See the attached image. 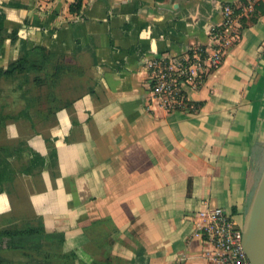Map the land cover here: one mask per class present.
I'll return each instance as SVG.
<instances>
[{"label": "crops", "instance_id": "obj_1", "mask_svg": "<svg viewBox=\"0 0 264 264\" xmlns=\"http://www.w3.org/2000/svg\"><path fill=\"white\" fill-rule=\"evenodd\" d=\"M72 1L0 0V68L23 41L64 67L57 101L0 78V201L14 193L64 232L65 251L108 220L116 264H221L194 214L208 202L240 224L264 167V0H83L78 13ZM221 6L236 30L221 66L186 89L188 106L166 109L146 61L209 51ZM88 262L82 252L75 263Z\"/></svg>", "mask_w": 264, "mask_h": 264}, {"label": "trees", "instance_id": "obj_2", "mask_svg": "<svg viewBox=\"0 0 264 264\" xmlns=\"http://www.w3.org/2000/svg\"><path fill=\"white\" fill-rule=\"evenodd\" d=\"M83 6V0H73L70 11L78 13ZM3 12H0V45L2 43ZM15 32L11 35L15 37ZM54 54L42 46L27 47L23 41L22 54L19 59L8 64L6 69L0 68L2 76H21L20 87L25 86L23 96L30 92L31 87L45 86L43 97L57 101V94L51 90L62 76L63 65L53 61ZM73 70L71 72L73 76ZM30 89V90H29ZM29 90V91H28ZM35 96H31L34 99ZM188 106V101L186 100ZM26 111L29 108L25 109ZM29 112V111H28ZM35 154V153H34ZM7 161L0 154V192L3 191V180L9 178ZM104 228H98L99 225ZM89 243L81 250H64V232L59 230L47 231L39 216L25 219L21 224L9 221L0 227V264H75L82 252L89 255L87 264H116L118 258L110 248L113 244L114 232L108 220L92 223L87 229ZM11 251L19 255L16 261L2 254ZM82 251V252H81Z\"/></svg>", "mask_w": 264, "mask_h": 264}, {"label": "built area", "instance_id": "obj_3", "mask_svg": "<svg viewBox=\"0 0 264 264\" xmlns=\"http://www.w3.org/2000/svg\"><path fill=\"white\" fill-rule=\"evenodd\" d=\"M224 10V21L211 33L216 43L207 51L194 45L184 55L171 57L163 54L146 61L149 84L168 110L186 107V89L197 88L210 70L218 69L223 61L226 45L234 36V13L229 6ZM199 234L213 244L221 264H250L242 244V225L231 213L220 206L205 202L194 214Z\"/></svg>", "mask_w": 264, "mask_h": 264}, {"label": "water", "instance_id": "obj_4", "mask_svg": "<svg viewBox=\"0 0 264 264\" xmlns=\"http://www.w3.org/2000/svg\"><path fill=\"white\" fill-rule=\"evenodd\" d=\"M242 244L250 264H264V167L242 223Z\"/></svg>", "mask_w": 264, "mask_h": 264}, {"label": "rangeland", "instance_id": "obj_5", "mask_svg": "<svg viewBox=\"0 0 264 264\" xmlns=\"http://www.w3.org/2000/svg\"><path fill=\"white\" fill-rule=\"evenodd\" d=\"M36 92L35 96L38 94L41 95L42 93L39 92L37 93V88H35ZM44 89V87H43ZM41 91V90H40ZM42 92V91H41ZM43 94H45V90H43ZM42 94V95H43ZM31 97V94H28L26 97H21V99L26 102L28 98ZM40 97V96H39ZM42 97H40L41 99ZM36 99V98H34ZM40 99H37L35 101H38ZM35 104V103H34ZM13 191V190H12ZM11 193V194H10ZM8 193V202H6V199H3L0 201V227H3L4 225H7L9 223V221L11 220V222H15L16 224H21L22 222H24V220L26 219H31L34 218L36 215L32 212L29 211L27 209V206L25 203L20 202L19 200V204L17 203L18 201L16 200L15 194L10 192ZM3 205V208L1 207ZM7 207V209L5 208ZM243 221H241V225H242ZM2 254L10 259H14V260H18L19 259V255L16 253H12L11 251H2ZM77 264V263H75Z\"/></svg>", "mask_w": 264, "mask_h": 264}]
</instances>
